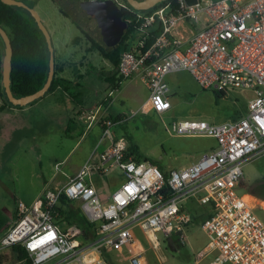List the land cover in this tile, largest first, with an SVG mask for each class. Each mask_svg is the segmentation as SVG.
I'll use <instances>...</instances> for the list:
<instances>
[{"label":"built area","instance_id":"obj_1","mask_svg":"<svg viewBox=\"0 0 264 264\" xmlns=\"http://www.w3.org/2000/svg\"><path fill=\"white\" fill-rule=\"evenodd\" d=\"M111 1L132 11L125 0ZM134 13L133 46L122 52L119 69L123 80L142 75L149 90L146 112L162 116L171 108L165 78L185 70L202 88L219 94L252 90L248 113L219 124L173 122L170 133L212 137L217 148L166 177L150 161L126 159V139L117 136L115 121L98 119L99 107L87 119L102 124V140L110 145L64 185L47 184L31 205L18 202L14 224L0 237V254L21 244L33 264L56 257L61 258L56 264H110L101 255L105 248L126 251L130 264H147L145 253L159 249L160 236L186 242L193 223L189 204H195L211 211L200 223L208 242L196 261L217 251L211 264H264V222L239 191L245 166L264 155V0H173L150 14ZM155 27L161 32L146 47ZM114 169L125 181L102 202L94 174L102 177ZM61 196L79 202L87 220L97 225L95 240L87 243L79 227L55 220Z\"/></svg>","mask_w":264,"mask_h":264},{"label":"crops","instance_id":"obj_2","mask_svg":"<svg viewBox=\"0 0 264 264\" xmlns=\"http://www.w3.org/2000/svg\"><path fill=\"white\" fill-rule=\"evenodd\" d=\"M31 1L35 3L38 0ZM49 1L56 2L55 0ZM58 9L62 13L61 8L58 7ZM80 35L82 36V33L79 29V33L75 37ZM73 40L72 43L76 47L80 46L82 50L81 56L70 54L69 56L61 57L62 55H59V61L63 65V71L60 76L69 84V91L57 87L42 99L28 106H6L0 111V237L14 224L18 202L31 205L40 197L47 184L55 187L64 185L68 178L77 174L91 156H93L94 160H98L99 155L110 145L111 141L109 139L102 140V124L98 120L91 122L87 119L90 113L95 112L100 107V112L98 111L97 113L98 119L108 118L115 121L117 125L114 130L118 137L123 138L125 134L119 130L125 123L127 125V122L134 116L138 114L150 117H152L151 115H156L158 119L161 118L154 112H146L144 109L149 97V90L141 74L123 80L113 95L108 97L110 91H108V84L105 82L104 76L100 75L99 72L111 71L113 69L112 63L97 51L86 52L89 44L85 38L78 44L74 43ZM92 53H98L104 59L102 61H106L104 62L106 63V68L100 67L95 60L87 57ZM94 75L97 78H101L102 82L100 85L96 82ZM191 78L194 79L188 71L181 70L168 74L165 78V83L169 84L174 90H186ZM58 96L65 104V111L51 108L52 102H55L57 98L59 99ZM169 100L171 108L165 114L177 117L179 115L178 105L182 101L175 98L170 90ZM51 112L57 115L52 118L48 115ZM30 113H37V115L28 116ZM121 124L123 125L121 126ZM57 127H65V131L60 135L63 141H72L76 138L75 147L78 145L82 146L84 143L87 146L77 164L71 167L69 171L58 177L54 165L53 172L45 176L40 169H37L38 164L41 166V156L36 153L34 145L26 146L25 142L26 140L37 141L41 136L50 137L49 131L51 129L55 130ZM179 136L189 137L186 135ZM213 139L216 142V139ZM215 148L212 147L203 154ZM72 150L62 159L65 165L70 163L68 156ZM29 152H32V154L27 156ZM149 158L167 172L172 169L188 167L199 160H197L198 156L194 153L190 154L184 161L178 163L170 161L165 166L161 163V159ZM116 172L118 173L120 170L114 169L105 174L106 178L104 180L99 178V180L95 181L96 189L102 202L109 201L111 194L119 187L112 184V181L108 178L110 174ZM242 194L245 196L246 193ZM217 253V251H213L199 261H196L195 258L194 264H211ZM158 260L161 261L160 259ZM223 264L231 263L226 262Z\"/></svg>","mask_w":264,"mask_h":264},{"label":"rangeland","instance_id":"obj_3","mask_svg":"<svg viewBox=\"0 0 264 264\" xmlns=\"http://www.w3.org/2000/svg\"><path fill=\"white\" fill-rule=\"evenodd\" d=\"M33 7L42 18L51 35L56 57L59 59V55L64 57L70 54L81 56L82 50L80 46L76 47L72 43L73 38L78 35L79 29L69 17L64 16L60 12L58 4L49 0H38L37 2L35 1ZM87 57L95 60L100 67L106 68V63H104L106 61H102L104 59L98 53L89 54ZM94 78L100 85L102 82L101 78H97L96 75H94ZM190 80L186 90H174L167 84L173 96L182 101L178 105L179 115L177 117L164 114L158 119L156 115H151L152 117H150L138 114L128 121L127 125L126 123L124 125L121 124L123 126L119 130L125 136L132 138L142 155L161 159V163L165 166L170 161L176 163L184 161L190 154L194 153L198 156V160L201 154L217 146L213 138L182 137L170 133V127L173 122L180 120H206L212 124L223 123L247 114L249 101L255 96L253 91L249 89L230 91L227 95L222 96L210 89L202 88L195 79L191 78ZM58 97L59 99L57 98L55 102H52L51 108L65 111V104L61 101L60 96ZM1 104L2 100L0 98ZM32 115L36 116L37 113H30L28 116ZM48 115L53 118L57 114L51 112ZM64 131L65 127H57V129L49 131L50 137L41 136L37 141L26 140L25 142L26 146L34 145L36 153L41 156V166L38 164L37 169H40L45 176L53 172L54 165L58 177L62 176L64 172L69 171L71 167L77 164L87 146L84 143L82 146L78 145L75 147L76 138L72 141H63L60 135ZM71 149L73 150L68 156L70 163L65 165L62 159ZM31 154L32 152H29L27 156ZM99 178L104 180L106 178L105 174L100 177L99 174L95 173V181L99 180ZM108 178L115 186H120L125 181V175L121 171L110 174ZM242 181L244 185L239 187L240 193L246 192L247 188L264 184V155L254 158L245 166ZM244 198L254 207V213L264 222V196L255 197L251 194H245ZM73 202L79 205V202ZM186 235L187 239L184 244L176 237L163 238V236H160L159 249L156 252L147 250L145 253L147 264H194L197 254L205 247L208 238L201 229L200 223L196 222H193L188 227ZM138 237L144 243V238L139 233ZM176 240L183 245L179 250L173 247ZM126 255L127 252L124 250L115 251L112 253L111 260L115 261L116 264H130L125 259ZM0 258V264H25L15 258L10 248L0 254ZM60 259V257H56L45 264H56Z\"/></svg>","mask_w":264,"mask_h":264},{"label":"trees","instance_id":"obj_4","mask_svg":"<svg viewBox=\"0 0 264 264\" xmlns=\"http://www.w3.org/2000/svg\"><path fill=\"white\" fill-rule=\"evenodd\" d=\"M28 2V0H22ZM127 2V0H125ZM173 0H165L153 8L148 10L137 11L133 9L128 3L132 11L120 9L123 12V18L126 22L125 32L115 46H107L97 39L89 30L87 26L78 23L73 19L65 10L61 8L62 13L69 17L80 29L82 36L74 38L73 42L78 44L85 38L89 44L86 48V52L97 51L104 58L109 60L113 69L109 72H99L103 75L105 82L108 84L109 90H117L120 87L123 77L120 73L121 55L124 51H129L133 46V35L137 31L138 23H136V17L134 12L142 14H150L156 9L165 6L167 3ZM33 7L32 3H29ZM0 25L6 30L13 48L12 56V69H11V88L16 97L26 96L39 90L47 80L48 77V61L49 53L46 38L34 18L30 13L21 7L8 5L0 0ZM161 32V27L154 28L149 34V38L146 43V47H149L154 43L156 38ZM4 48L0 41V98L2 104L0 105V111L6 106H12L6 103L3 99L2 92V63H3ZM63 71V65L55 55V73L51 87L48 91L51 92L57 87H61L63 90L69 91V84L60 76ZM71 95H73L71 93ZM224 96L223 94H220ZM36 102V101H35ZM34 102V103H35ZM14 107V106H12ZM240 117V116H238ZM236 117V118H238ZM235 118V119H236ZM127 141L128 148L126 152V159L132 158L135 161L147 160L157 165L152 159L146 155H142L139 148L134 144L131 137H124ZM158 166V165H157ZM159 167V166H158ZM160 168V167H159ZM161 169V168H160ZM162 170V169H161ZM165 176H168V172L162 170ZM243 181L241 185L243 186ZM251 194L255 197L264 196V184H258L255 187L247 188L244 194ZM74 204V202L68 199L66 196H61L57 205L55 206L54 217L58 223H66L67 225H75L82 231V238L85 242L90 243L97 237V225L90 223L80 206ZM189 209L192 214L193 222L201 223L207 219L210 214V208L207 206H199L195 204H189ZM183 245L179 244L177 240L173 244L175 249H181ZM15 258L25 264H33L32 259L28 255L27 251L21 244L13 245L10 247ZM107 249L102 250V257L110 264H116L111 260L112 253ZM2 254V253H1ZM155 259V258H154ZM1 261V258H0Z\"/></svg>","mask_w":264,"mask_h":264},{"label":"water","instance_id":"obj_5","mask_svg":"<svg viewBox=\"0 0 264 264\" xmlns=\"http://www.w3.org/2000/svg\"><path fill=\"white\" fill-rule=\"evenodd\" d=\"M2 2L26 9L34 18L36 24L44 34L48 46V77L44 85L36 92L16 97L11 88V69L13 48L6 30L0 25V41L4 48L2 63V92L3 99L6 103L14 107H25L35 101L42 99L48 94L54 79L55 73V49L51 35L44 24L40 15L34 7L22 0H1ZM60 8L65 10L78 23L87 26L88 30L103 44L115 46L121 40L125 29L126 22L123 18V12L111 0L102 1H81V0H55ZM165 0H127V3L135 10H148ZM188 4L196 0H186ZM80 14L82 18L75 16ZM84 19L86 21H84ZM84 21V22H83Z\"/></svg>","mask_w":264,"mask_h":264},{"label":"flooded vegetation","instance_id":"obj_6","mask_svg":"<svg viewBox=\"0 0 264 264\" xmlns=\"http://www.w3.org/2000/svg\"><path fill=\"white\" fill-rule=\"evenodd\" d=\"M26 3H32V4H34L31 0H28V2H26ZM75 16H78L79 18H82L81 16H80V14H78V13H75ZM84 21H86L85 19H84ZM83 21V22H84Z\"/></svg>","mask_w":264,"mask_h":264},{"label":"bare ground","instance_id":"obj_7","mask_svg":"<svg viewBox=\"0 0 264 264\" xmlns=\"http://www.w3.org/2000/svg\"><path fill=\"white\" fill-rule=\"evenodd\" d=\"M247 200V199H246ZM249 200V199H248Z\"/></svg>","mask_w":264,"mask_h":264}]
</instances>
